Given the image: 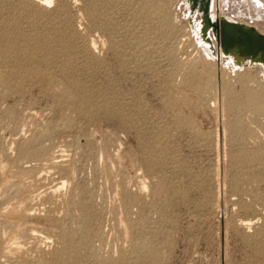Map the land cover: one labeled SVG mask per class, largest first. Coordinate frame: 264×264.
<instances>
[{
	"label": "rangeland",
	"instance_id": "rangeland-1",
	"mask_svg": "<svg viewBox=\"0 0 264 264\" xmlns=\"http://www.w3.org/2000/svg\"><path fill=\"white\" fill-rule=\"evenodd\" d=\"M210 29L188 0H0V264H264V68Z\"/></svg>",
	"mask_w": 264,
	"mask_h": 264
},
{
	"label": "bare ground",
	"instance_id": "bare-ground-1",
	"mask_svg": "<svg viewBox=\"0 0 264 264\" xmlns=\"http://www.w3.org/2000/svg\"><path fill=\"white\" fill-rule=\"evenodd\" d=\"M45 1L50 2L51 0ZM239 1L240 0L233 1L235 6L240 3ZM249 1L253 3L256 9L264 7V1L262 0ZM223 2L221 0H188L190 11H195L200 17H202V19L206 15L210 17L212 21L210 30L215 32L216 42L220 53L219 59L224 64L229 65L232 68L242 66L249 67L251 65L252 67H261L263 69L264 24L263 22H260V19H263L262 13L259 11L258 13L257 10L255 11L258 14L254 12V15L244 14L245 11L241 13L240 10H235L237 12L234 10L228 12L229 10L227 11L225 9V4ZM229 8H233V6L231 7L230 5V7L228 6V9ZM252 8L253 7H251V9ZM216 10L217 13H215ZM259 22L260 24H257Z\"/></svg>",
	"mask_w": 264,
	"mask_h": 264
},
{
	"label": "water",
	"instance_id": "water-1",
	"mask_svg": "<svg viewBox=\"0 0 264 264\" xmlns=\"http://www.w3.org/2000/svg\"><path fill=\"white\" fill-rule=\"evenodd\" d=\"M204 17H205V19H206L207 24H208V25H212V24H211L212 21H211L210 17H208V15H206V16H204Z\"/></svg>",
	"mask_w": 264,
	"mask_h": 264
}]
</instances>
